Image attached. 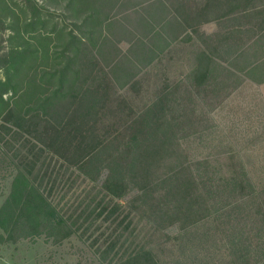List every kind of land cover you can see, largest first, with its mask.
I'll list each match as a JSON object with an SVG mask.
<instances>
[{"label":"trees","instance_id":"1","mask_svg":"<svg viewBox=\"0 0 264 264\" xmlns=\"http://www.w3.org/2000/svg\"><path fill=\"white\" fill-rule=\"evenodd\" d=\"M14 4L18 13L10 10L18 41L0 66V134L10 135L5 139L8 152L1 154V160L12 161L7 165L12 183L0 208V229L12 240L42 234L60 239L79 233L91 240L90 247L101 242L95 252L105 264H160L156 249L164 243L158 237L170 238L162 224L177 222L185 230L200 222L179 201L178 171L190 165V159L183 142L169 133L173 108L166 91L135 114L137 130L126 140L106 135L103 118H108L111 108L110 86L134 88L139 94L135 87L141 71L180 44L195 45L193 36H199V27L210 21L222 25L224 33L213 44L204 41V47L193 54L196 86L211 73L215 44L226 56V78H238V70H243L255 83L264 82V0H23L22 5ZM226 21L232 24L225 25ZM123 43L126 49L120 47ZM87 51L92 62L86 67L82 59ZM253 72L256 75H249ZM120 108L133 111L116 105ZM144 129L161 137L153 139ZM223 163L226 167L214 170L206 180L198 179L200 170L192 180L206 189L208 198L215 193L213 184L219 182L232 199L224 215L232 218L238 205L258 201V190L238 157L231 154ZM70 167L69 178L77 174L81 180L53 195L50 178L58 179L57 173ZM155 170L159 176L144 185L142 177ZM80 185L88 189L84 197L76 195ZM135 189L138 194L124 200ZM248 214L246 229L252 231L253 226L256 238L252 240L258 242L264 210L251 206ZM262 252L259 256L264 260ZM247 255L251 259L252 251L240 258Z\"/></svg>","mask_w":264,"mask_h":264},{"label":"rangeland","instance_id":"2","mask_svg":"<svg viewBox=\"0 0 264 264\" xmlns=\"http://www.w3.org/2000/svg\"><path fill=\"white\" fill-rule=\"evenodd\" d=\"M38 1L42 3V0ZM14 3L22 5L23 0H0V66L9 49L17 45L18 41L12 22L14 15L10 10L18 13ZM9 10L11 15L5 17ZM50 10H54L58 15L61 13V9L50 7ZM57 17L61 19V16ZM226 24L231 25L232 21H226ZM198 31L199 36H193L197 38L195 45L180 44L165 53L158 63L141 71L137 77L138 85L135 87L139 94H136L134 88L119 89L114 84L110 86L111 108L108 110V118H103L106 122L103 127L107 131L106 135L126 140L137 130L138 123L135 119L138 115L135 114L140 113L151 98L166 91L173 108L169 133L172 138L176 137L183 142L190 159V165L183 166L178 171L177 182L182 194L179 201L187 207L191 215L200 217V222L185 230L177 222L171 225L162 224L163 233L170 238L158 237V242L164 243L156 249L158 261L160 264H264V260L259 256L264 251V222L258 242L252 240L256 238L253 226L252 231L246 229L251 206H254L255 211L260 208L264 210V82L255 83L247 78L248 74L243 70H238V78H226V56L219 49L221 46L215 44L217 51L215 58L213 57V66L209 67L211 73L208 79L197 87L192 76L196 61L193 54L204 47V41L213 44L217 37L224 33L222 25L214 21L204 23ZM13 37L15 41L12 40ZM120 47L126 49L127 45L123 43ZM87 53V57L82 59L86 67L92 62L91 54L89 51ZM236 68L240 69L238 66ZM249 75L256 74L253 72ZM104 85L106 84L102 83V86ZM83 86L86 87V83ZM116 105H126L133 111L122 112L121 108L116 109ZM150 131L145 130L153 139L161 137V133ZM2 134L4 137L0 134V208L11 191L12 183V172L10 166H7L12 161L1 160V154L8 152L5 139L10 138V135L4 132ZM231 154L241 160L248 172L249 179L258 190V201L238 205L236 214L229 218L224 215V211L225 205L232 199L225 194L219 182L213 184L215 193L208 198L204 192L205 188H198V185L193 184L192 175L197 176L200 170L202 172L198 179L206 180L214 170L226 167L223 160ZM97 164V161L93 163ZM88 168L92 170L93 166ZM68 173H72V167L57 173L58 179L50 178L53 183V195L65 189L71 182L76 185L75 179L81 180L77 174H72V179L69 178ZM158 176L159 171L155 170L149 173L148 177H142L144 185ZM87 190L84 185H80L76 195L84 197L89 193ZM136 194V189L130 191L124 200H132ZM76 204L77 201L73 202V205ZM123 210L122 208L120 211ZM252 221L255 223L254 214ZM90 242L91 240L85 236L82 238L79 233L60 239L42 234L36 238L12 240L0 229V264H105L98 260V254L95 252L101 242L93 247H90ZM248 249L252 251V258H248V255L240 258Z\"/></svg>","mask_w":264,"mask_h":264}]
</instances>
